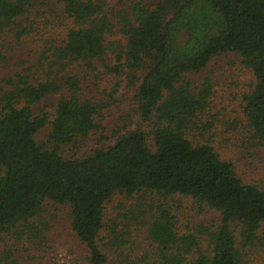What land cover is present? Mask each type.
<instances>
[{
  "label": "trees",
  "instance_id": "1",
  "mask_svg": "<svg viewBox=\"0 0 264 264\" xmlns=\"http://www.w3.org/2000/svg\"><path fill=\"white\" fill-rule=\"evenodd\" d=\"M223 57L264 145V0H0V264H264V188L207 137Z\"/></svg>",
  "mask_w": 264,
  "mask_h": 264
},
{
  "label": "rangeland",
  "instance_id": "2",
  "mask_svg": "<svg viewBox=\"0 0 264 264\" xmlns=\"http://www.w3.org/2000/svg\"><path fill=\"white\" fill-rule=\"evenodd\" d=\"M214 71L216 78H219L214 90V103L212 104V111L210 109L211 117L215 116L213 120L215 123L214 131L207 135L211 138L212 146L220 154L222 159L231 161L235 164L240 176L247 182L254 183L264 188V145H258L250 140V135L246 129V121L244 120L242 110L240 107V94L246 89L249 83V74L242 71L237 66H233L230 58H219L215 63H212L208 68ZM226 73L229 79L226 77ZM205 73L199 75H191L189 78L193 79L196 84H200ZM230 87H229V86ZM104 86L108 87L109 92L113 88L112 83L105 82ZM120 93L116 98L121 102L118 103V110H122V104L127 105L132 97V92L128 90L126 82L121 83ZM114 118L112 123L119 122L118 114L115 110L112 111ZM122 121V120H120ZM123 123V122H122ZM234 123L236 128H230V124ZM121 125V122L118 124ZM115 127V125H113ZM44 134L41 139H44ZM98 145L95 138H91L87 142V147L84 145L82 150L77 153H68L69 156H81L83 153L90 151ZM120 202L125 207H128L129 200L118 196L107 204V217L111 221L118 220L119 213L127 208H120ZM183 220L188 218V213L191 205L183 203ZM182 217V214L180 215ZM120 221V220H119ZM53 259L57 264H69L75 255H71L67 248H58L52 253Z\"/></svg>",
  "mask_w": 264,
  "mask_h": 264
}]
</instances>
